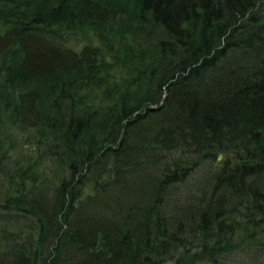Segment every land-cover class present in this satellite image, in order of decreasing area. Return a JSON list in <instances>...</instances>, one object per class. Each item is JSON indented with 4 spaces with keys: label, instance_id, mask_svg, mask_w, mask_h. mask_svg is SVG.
<instances>
[{
    "label": "trees",
    "instance_id": "trees-1",
    "mask_svg": "<svg viewBox=\"0 0 264 264\" xmlns=\"http://www.w3.org/2000/svg\"><path fill=\"white\" fill-rule=\"evenodd\" d=\"M0 264H264V0H0Z\"/></svg>",
    "mask_w": 264,
    "mask_h": 264
},
{
    "label": "water",
    "instance_id": "water-1",
    "mask_svg": "<svg viewBox=\"0 0 264 264\" xmlns=\"http://www.w3.org/2000/svg\"><path fill=\"white\" fill-rule=\"evenodd\" d=\"M150 109H151V110H156L157 107H153V106H151ZM222 158H223V155L221 154V155L219 156V159H222Z\"/></svg>",
    "mask_w": 264,
    "mask_h": 264
}]
</instances>
